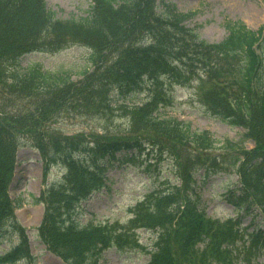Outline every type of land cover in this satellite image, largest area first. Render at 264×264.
Returning <instances> with one entry per match:
<instances>
[{
	"label": "trees",
	"instance_id": "16d2710c",
	"mask_svg": "<svg viewBox=\"0 0 264 264\" xmlns=\"http://www.w3.org/2000/svg\"><path fill=\"white\" fill-rule=\"evenodd\" d=\"M91 1L86 16L65 19L47 9L45 0H0V242L17 237L0 264L33 260L8 193L16 150L24 144L39 151L45 172L56 165L65 169L33 202L44 204L38 237L66 264H101L102 251L110 247L144 248L137 227L157 233L145 264H255L263 231L248 230L241 216L215 218L199 206L212 174L236 172L237 185L227 189L226 199L252 218L257 210L264 215L262 28L228 21L226 37L208 42L185 25L186 14L159 13L157 0ZM72 44L91 50L93 69L80 80L38 64L20 66L29 52H57ZM191 81L209 115L245 129L240 139L219 141L208 130L163 115L173 98L170 89ZM146 88L147 100L124 103ZM117 98L128 134L68 135L52 125L64 112H110ZM248 139L251 148L244 146ZM165 157L174 179L157 178L129 208L127 221L80 224V203L105 185L106 164L134 160L149 171Z\"/></svg>",
	"mask_w": 264,
	"mask_h": 264
},
{
	"label": "rangeland",
	"instance_id": "374dc122",
	"mask_svg": "<svg viewBox=\"0 0 264 264\" xmlns=\"http://www.w3.org/2000/svg\"><path fill=\"white\" fill-rule=\"evenodd\" d=\"M47 7L60 18L85 16L90 7V0H46ZM171 11L193 13L186 20L188 27H193L200 39L208 42L220 41L227 35L226 23L240 20L248 27L257 29L264 26V0H159L157 11L166 14ZM90 51L79 45L69 46L55 53L31 52L20 60L22 67L31 63H38L48 72H67L73 80L82 78V72L91 69L89 62ZM196 66V65H195ZM174 100L165 108V115L175 116L190 122L192 127L208 129L217 139H238L242 128L231 126L218 118L206 114L202 102L198 99L192 86L176 85L170 89ZM138 94V99L144 97ZM120 102V99L117 100ZM134 101V100H132ZM131 103V100H125ZM136 102V101H134ZM80 111L64 112L54 124L63 132H110L128 134V127L122 117V110L116 101H111V110L106 115H79ZM25 141V140H23ZM252 144L246 142V146ZM172 162L170 158L163 159L158 168L151 166L149 171L139 170L136 162L125 166L120 162H113L107 167L106 186L94 192L82 203L81 214L78 217L81 223L93 217L94 219H118L126 221L129 207L155 184L156 177L170 174ZM49 179L56 176L57 170L52 169ZM42 165L35 149L20 147L18 149L17 164L14 178L10 186V193L14 199H21L22 204L16 208L19 220L28 227L30 243L35 256V264H61L44 253V246L35 237V227L42 216V205L32 204L30 195H39L43 189ZM158 175V176H157ZM47 179V178H46ZM236 181L235 173L216 174L212 176L202 191V205L206 213L216 217H236L242 211H236L228 202L224 193ZM237 185V183L235 184ZM249 215L242 218L244 225H249ZM250 224L262 228L264 232V218L256 215ZM139 237L142 243H150V232L140 229ZM1 246L7 247L6 243ZM42 254V256H40ZM39 255V256H38ZM148 255L141 250L118 252L113 248L102 253V264H143ZM258 264H264V247L255 259Z\"/></svg>",
	"mask_w": 264,
	"mask_h": 264
}]
</instances>
